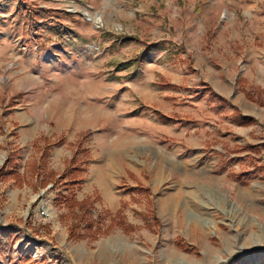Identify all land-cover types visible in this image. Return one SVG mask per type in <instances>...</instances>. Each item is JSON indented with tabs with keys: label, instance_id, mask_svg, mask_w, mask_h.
Instances as JSON below:
<instances>
[{
	"label": "rangeland",
	"instance_id": "obj_1",
	"mask_svg": "<svg viewBox=\"0 0 264 264\" xmlns=\"http://www.w3.org/2000/svg\"><path fill=\"white\" fill-rule=\"evenodd\" d=\"M3 168L0 264H264V0H0Z\"/></svg>",
	"mask_w": 264,
	"mask_h": 264
},
{
	"label": "trees",
	"instance_id": "obj_2",
	"mask_svg": "<svg viewBox=\"0 0 264 264\" xmlns=\"http://www.w3.org/2000/svg\"><path fill=\"white\" fill-rule=\"evenodd\" d=\"M34 9H31V12H28L31 16H40V17H47L48 16V11L45 8H41V7H33ZM36 14V15H34ZM214 93V97L213 98H217L221 101H226V99L221 96L220 94H217L215 92ZM242 123H250L252 122V117L251 116H242L241 118ZM80 138L78 141V148L75 152V159L78 158H85V162L88 164L90 161V152L88 149L83 147V140H90L92 138V131L91 130H86V131H82L79 134ZM224 156V155H222ZM0 175H10L16 178V180L18 182H22V174L20 171H18L17 168H13V169H1L0 170ZM79 182H81V179H73L72 181H70V186L72 187H76V184H78ZM61 198V196H58L57 199L59 200ZM63 198V201L65 202V204L68 205L69 207V212L68 214H66V216H77L80 218V220L84 221L85 217L87 215V212L91 211V204H90V198L87 197L83 200H79L75 193L69 192L67 195H65ZM77 209H81V214H76V210ZM88 226L89 228L93 227V223H89L88 222ZM126 226L128 227L127 229H131L130 224H126ZM112 228V227H111ZM78 224L77 223H72L71 226H69V237L72 239H76L78 238ZM15 232L11 229V227L9 226H5V225H0V254L4 255V256H8L10 257L13 253L14 250V245H15Z\"/></svg>",
	"mask_w": 264,
	"mask_h": 264
},
{
	"label": "built area",
	"instance_id": "obj_3",
	"mask_svg": "<svg viewBox=\"0 0 264 264\" xmlns=\"http://www.w3.org/2000/svg\"><path fill=\"white\" fill-rule=\"evenodd\" d=\"M51 185H49V187H50ZM42 195V194H41ZM43 211H44V213H46V210L45 209H43ZM43 251H40L39 249H36L35 251H34V254H33V256L34 257H39L40 255H43Z\"/></svg>",
	"mask_w": 264,
	"mask_h": 264
},
{
	"label": "crops",
	"instance_id": "obj_4",
	"mask_svg": "<svg viewBox=\"0 0 264 264\" xmlns=\"http://www.w3.org/2000/svg\"><path fill=\"white\" fill-rule=\"evenodd\" d=\"M234 76H232V78H233ZM221 87H224V89H226L225 88V86H224V84H222V86ZM228 87V86H227ZM240 99L242 100V101H244L245 99L243 98V97H240ZM144 118H147L146 117V115L145 114H143V120H144ZM146 167H144L143 168V170L145 171L146 169H145ZM144 183V182H143ZM92 192H89V194H91ZM117 207V206H116ZM118 207H120V206H118ZM149 233V232H148ZM89 240V239H88ZM63 264H70V263H63Z\"/></svg>",
	"mask_w": 264,
	"mask_h": 264
},
{
	"label": "bare ground",
	"instance_id": "obj_5",
	"mask_svg": "<svg viewBox=\"0 0 264 264\" xmlns=\"http://www.w3.org/2000/svg\"><path fill=\"white\" fill-rule=\"evenodd\" d=\"M96 23H100L101 22V19L100 18H95V19H93ZM96 167V166H95ZM95 172H96V170H95Z\"/></svg>",
	"mask_w": 264,
	"mask_h": 264
}]
</instances>
